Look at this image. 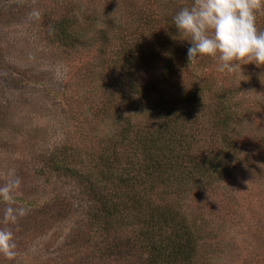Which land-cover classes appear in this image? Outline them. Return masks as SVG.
Instances as JSON below:
<instances>
[{"label":"rangeland","instance_id":"374dc122","mask_svg":"<svg viewBox=\"0 0 264 264\" xmlns=\"http://www.w3.org/2000/svg\"><path fill=\"white\" fill-rule=\"evenodd\" d=\"M68 1L73 6L68 14L87 11L99 19L98 25L108 26L110 38L124 36L134 46L162 41L158 57L147 62L144 56L146 61L136 65L146 85L156 84L149 86L153 91L178 80L182 89L195 82L208 87L210 96L228 98L234 115L229 138L236 150L229 175L220 177L214 190L185 195L182 209L200 226L204 239L195 264H264V66L248 63L228 73L218 71V60L210 56L189 62L190 44L178 35L173 48L180 47L174 63L179 75L168 83L160 78L170 56L166 37L174 30L171 17L193 0H163L170 8L158 0H0V230L11 231L15 244L14 255L0 252V264H139L128 232L105 234L90 227L87 205L76 196L64 197L63 189L71 188L46 184L38 172L48 154L62 145L87 157L107 131L98 128L93 115L109 92L94 77L105 72L98 49L70 51L49 36L46 19L67 13ZM33 9L41 11L38 20L29 18ZM139 12L152 22L144 25ZM256 26L264 30V8L257 12ZM94 36L93 31L83 34ZM140 54L135 48L134 56ZM213 131L200 129L201 144L219 152L221 139ZM58 194L67 200L66 208L53 204Z\"/></svg>","mask_w":264,"mask_h":264},{"label":"trees","instance_id":"16d2710c","mask_svg":"<svg viewBox=\"0 0 264 264\" xmlns=\"http://www.w3.org/2000/svg\"><path fill=\"white\" fill-rule=\"evenodd\" d=\"M157 2L170 8L163 0ZM65 6L67 13L46 19L49 36L70 51L98 49L105 72L94 73V77L104 82L100 86L104 93L109 92L93 115L98 128L107 131L98 137L97 149L85 158L77 149L60 146L42 161L39 175L46 184L71 188L67 192L63 189L64 197L76 196L87 205L84 211L90 227H100L105 234L128 232L139 264H195L204 239L200 226L183 211L181 202L194 189L214 190L219 178L229 175V162L236 150L229 138L234 115L228 98L223 93L210 96L208 87L195 82L182 89L178 80L166 90L153 91L149 86L156 84L146 85L136 65L146 61L144 56L147 62L158 57L164 51L161 40L151 46L143 42L134 46L127 37L110 38L108 26L98 25L94 15L87 11L68 14L72 2ZM138 18L144 25L152 22L140 12ZM114 25L115 21L111 22ZM173 29L166 37L170 56L160 71L166 83L179 75L174 63L180 47L173 48L178 40ZM91 31L96 36L83 37ZM135 48L141 53L139 58L134 56ZM203 127L214 129L212 133L221 139L219 152L203 148ZM64 200L58 194L53 204L66 208ZM46 213L42 211V215Z\"/></svg>","mask_w":264,"mask_h":264},{"label":"clouds","instance_id":"9594fccd","mask_svg":"<svg viewBox=\"0 0 264 264\" xmlns=\"http://www.w3.org/2000/svg\"><path fill=\"white\" fill-rule=\"evenodd\" d=\"M262 8L264 0H193L172 15L171 25L190 44L189 62L210 56L218 60V71L232 73L248 63L264 66V30L256 26ZM28 15L38 20L41 11ZM14 248L12 232L0 230V252L11 256Z\"/></svg>","mask_w":264,"mask_h":264}]
</instances>
